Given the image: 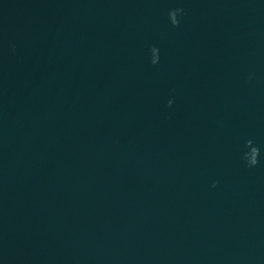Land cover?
Returning a JSON list of instances; mask_svg holds the SVG:
<instances>
[{"label":"water","instance_id":"water-1","mask_svg":"<svg viewBox=\"0 0 264 264\" xmlns=\"http://www.w3.org/2000/svg\"><path fill=\"white\" fill-rule=\"evenodd\" d=\"M0 264H264V0H0Z\"/></svg>","mask_w":264,"mask_h":264}]
</instances>
